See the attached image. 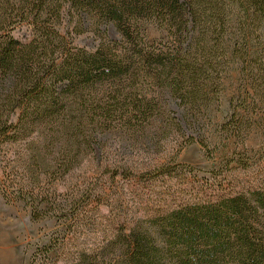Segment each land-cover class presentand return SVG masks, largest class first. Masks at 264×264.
I'll use <instances>...</instances> for the list:
<instances>
[{
    "label": "trees",
    "instance_id": "16d2710c",
    "mask_svg": "<svg viewBox=\"0 0 264 264\" xmlns=\"http://www.w3.org/2000/svg\"><path fill=\"white\" fill-rule=\"evenodd\" d=\"M84 32L92 47L76 42ZM233 68L230 107L260 131L263 154L264 0H0L3 198L34 219L56 213L58 185L100 127L195 131ZM254 158L248 185L136 219L92 264H264V161ZM52 246L28 264H52Z\"/></svg>",
    "mask_w": 264,
    "mask_h": 264
},
{
    "label": "rangeland",
    "instance_id": "374dc122",
    "mask_svg": "<svg viewBox=\"0 0 264 264\" xmlns=\"http://www.w3.org/2000/svg\"><path fill=\"white\" fill-rule=\"evenodd\" d=\"M149 35L160 36L153 28ZM76 42L92 47V36L84 32ZM239 92L233 68L195 131L180 125L141 132L107 122L92 135V150L81 151L83 163L58 185L56 213L34 219L29 207L7 202L0 192V264H28L37 247L50 244L52 264H92V251L116 235L123 238L136 219L248 185L255 176L254 155L264 161L263 136L249 130L244 112L236 115L230 107Z\"/></svg>",
    "mask_w": 264,
    "mask_h": 264
},
{
    "label": "bare ground",
    "instance_id": "6f19581e",
    "mask_svg": "<svg viewBox=\"0 0 264 264\" xmlns=\"http://www.w3.org/2000/svg\"><path fill=\"white\" fill-rule=\"evenodd\" d=\"M0 218H1V214H0ZM1 225H3L2 222H1ZM1 229H2V228L0 227V230H1ZM0 253H1V252H0ZM1 256H2V255H1ZM1 256H0V257H1Z\"/></svg>",
    "mask_w": 264,
    "mask_h": 264
}]
</instances>
